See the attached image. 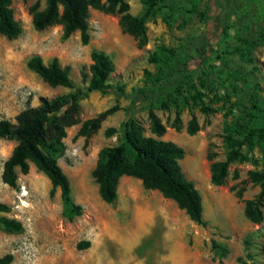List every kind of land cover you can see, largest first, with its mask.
I'll use <instances>...</instances> for the list:
<instances>
[{
  "label": "rangeland",
  "instance_id": "obj_1",
  "mask_svg": "<svg viewBox=\"0 0 264 264\" xmlns=\"http://www.w3.org/2000/svg\"><path fill=\"white\" fill-rule=\"evenodd\" d=\"M36 1L12 0L14 19L22 32L16 39L0 36V120L15 123L19 112L38 106L41 98L74 92L51 88L30 71L26 64L33 55H39L45 64L57 58L62 67H69L74 87L82 91L80 123L117 101L121 109L108 116L88 139L76 136L80 123L66 129L57 164L69 180L73 202L82 207L81 215L73 219L63 215L59 189L51 196L49 180L33 164H29L27 174L16 170V188L3 183V165L15 142L0 138V203L10 207L8 213L0 212V217L22 225L19 233L5 232L0 227V258L12 256L10 264H264V203L259 224L251 223L243 212L244 201L260 192L248 173L264 172V153L254 148L247 152L248 161L231 164L221 186L211 184V162L206 159L210 152L216 156L213 161H223L225 127L244 117L252 97L264 101V42L258 40L264 30V19L258 16L260 5L251 0H230L235 16L229 37L212 46L203 65L192 72V81L213 111L202 113L199 107L184 105L180 111L182 127L176 131L171 127L174 108L156 109L166 127L165 133L156 137L149 131L144 109L148 103L138 104L127 113L130 99L87 92L82 73L88 72L90 53L98 50L114 65L110 83L123 86L127 95L154 87L145 72L156 78L159 68L149 62V55L160 45L178 51L189 38L207 31L196 14L183 12L188 8L187 0H165L167 7L145 24L147 43L142 48L121 31L119 16L94 9L89 10L90 40L86 45L81 43L79 32L63 40L58 25L35 31L28 9ZM206 1H200V11L205 10ZM125 2L131 15L143 14L142 0ZM40 4L43 7L44 1ZM243 38L257 43L244 59L237 51ZM183 94L187 95L185 89ZM127 116L143 127L145 136L173 142L184 150L179 164L185 179L201 196L204 225L193 223L172 200L158 191L145 190L132 177L119 179L113 204L101 200L91 172L99 151L120 142V125ZM192 118L199 130L189 135L186 126ZM109 127L118 133L107 138L104 131ZM23 187L26 193L22 195ZM85 242L88 248L78 247Z\"/></svg>",
  "mask_w": 264,
  "mask_h": 264
},
{
  "label": "trees",
  "instance_id": "obj_2",
  "mask_svg": "<svg viewBox=\"0 0 264 264\" xmlns=\"http://www.w3.org/2000/svg\"><path fill=\"white\" fill-rule=\"evenodd\" d=\"M43 1V7L40 0H37L28 9L35 31L41 32L58 25L62 29L63 40L79 32L81 43L86 45L90 40L87 21L89 10L94 9L119 16L121 31L132 36L138 48L144 47L147 43L145 26L147 20L167 7L165 0H142L143 14L133 16L129 13V5L125 0ZM200 1L187 0L188 8L183 12L196 14L205 24L207 31L189 38L178 51L160 45L149 55V62L159 68V75L156 78L150 72H145L146 79L152 82L154 87H144L133 95H127L123 86L110 83L114 65L108 55L93 50L90 53L91 63L88 72L82 73L86 91L99 92L103 95L113 94L117 99H130L127 113L138 104L148 103L144 109L147 111L149 131L156 137H161L166 131V127L155 113L156 109L169 111L174 108L175 116L171 127L176 131H180L182 127L180 111L184 105L199 107L202 113L212 112L213 110L203 101V93L192 81V72L203 65L212 46L229 37L235 11L230 0H207L205 10L200 11ZM251 1L257 6L260 5L258 16L264 19V0ZM21 32V26L14 19L12 0H0V36L16 39ZM210 33L212 37L209 36ZM258 40L264 42V30ZM240 41L242 46L237 51L244 59L257 43L246 38ZM26 65L49 87L67 88L74 92L51 99L41 98L38 106L28 107L19 112L15 117V123L0 120V138L15 142L4 162L2 181L9 187L16 188V170L18 169L21 174H27L29 164H33L36 170L49 180L51 196L59 189L63 215L73 219L81 215L82 207L73 202L69 180L57 164V159L62 153L66 129L80 123L79 100L82 91L74 87L69 77V67H62L57 58L45 64L39 55H33ZM183 89L187 95L183 94ZM120 109L117 101L95 117L81 122L76 136L90 138L100 129L108 116ZM198 130V123L192 118L187 123L186 132L194 135ZM117 133L118 130L114 127L104 131L107 138ZM120 133L121 140L117 145L104 147L99 151L96 165L91 172L101 200L113 204L117 198L119 179L123 176L132 177L139 180L145 190L158 191L163 198L172 200L190 221L204 225L201 196L194 184L185 179L179 164L184 157V150L173 142L145 136L143 127L130 116L121 123ZM223 143L225 148L223 161H213L216 157L214 153L209 152L206 156L211 162L210 182L214 186L224 184L231 164H243L248 161L247 152L258 148L264 153V101L256 97L250 99V107L244 117L225 127ZM248 178L251 183L260 186V192L255 198L244 201L243 212L251 223L259 224L263 220L264 172L250 171ZM236 196L240 198L241 193L238 192ZM9 211L10 207L0 203V212ZM0 227L9 233L22 231L20 222L6 217H0ZM78 247L86 249L89 243L79 244ZM11 261L10 255L0 258V264H10Z\"/></svg>",
  "mask_w": 264,
  "mask_h": 264
},
{
  "label": "built area",
  "instance_id": "obj_3",
  "mask_svg": "<svg viewBox=\"0 0 264 264\" xmlns=\"http://www.w3.org/2000/svg\"><path fill=\"white\" fill-rule=\"evenodd\" d=\"M25 193H26V191H25L24 187L21 188V194L23 195V194H25Z\"/></svg>",
  "mask_w": 264,
  "mask_h": 264
},
{
  "label": "crops",
  "instance_id": "obj_4",
  "mask_svg": "<svg viewBox=\"0 0 264 264\" xmlns=\"http://www.w3.org/2000/svg\"><path fill=\"white\" fill-rule=\"evenodd\" d=\"M124 177H126V176H124Z\"/></svg>",
  "mask_w": 264,
  "mask_h": 264
}]
</instances>
